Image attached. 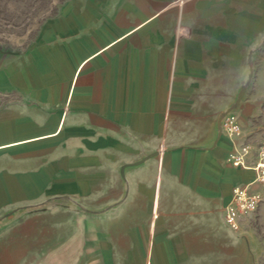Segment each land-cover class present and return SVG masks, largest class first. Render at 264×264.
Segmentation results:
<instances>
[{
  "label": "crops",
  "instance_id": "0c3cea01",
  "mask_svg": "<svg viewBox=\"0 0 264 264\" xmlns=\"http://www.w3.org/2000/svg\"><path fill=\"white\" fill-rule=\"evenodd\" d=\"M263 32L264 0H68L0 50V229L82 218L150 239L146 264L154 239L211 235L216 208L241 234L223 212L255 176L219 123L253 113Z\"/></svg>",
  "mask_w": 264,
  "mask_h": 264
},
{
  "label": "rangeland",
  "instance_id": "374dc122",
  "mask_svg": "<svg viewBox=\"0 0 264 264\" xmlns=\"http://www.w3.org/2000/svg\"><path fill=\"white\" fill-rule=\"evenodd\" d=\"M67 1L0 0V50L25 49ZM262 51L259 67L244 86L243 98L254 108L243 136L253 147L264 141V47ZM215 210L211 235L171 240L175 247L168 249H157L168 240L154 239L151 264H264V202L239 235L224 229L221 209ZM102 226L77 217L69 222L23 219L0 229V264H109V257L115 264L147 263L150 239L115 238Z\"/></svg>",
  "mask_w": 264,
  "mask_h": 264
},
{
  "label": "built area",
  "instance_id": "2783aa9c",
  "mask_svg": "<svg viewBox=\"0 0 264 264\" xmlns=\"http://www.w3.org/2000/svg\"><path fill=\"white\" fill-rule=\"evenodd\" d=\"M221 131L232 145L227 163L251 170L255 176L251 183L233 190L231 201L224 208L225 226L239 234L254 219L264 202V141L253 147L244 139L243 127L235 111L222 118Z\"/></svg>",
  "mask_w": 264,
  "mask_h": 264
},
{
  "label": "water",
  "instance_id": "95a60500",
  "mask_svg": "<svg viewBox=\"0 0 264 264\" xmlns=\"http://www.w3.org/2000/svg\"><path fill=\"white\" fill-rule=\"evenodd\" d=\"M244 93H245V90L243 89L241 94H240V100L243 98ZM219 130L221 131V122L219 123ZM221 133H222V131H221Z\"/></svg>",
  "mask_w": 264,
  "mask_h": 264
}]
</instances>
